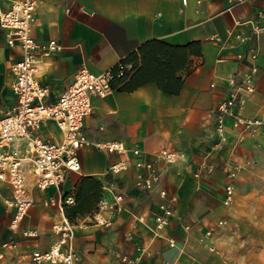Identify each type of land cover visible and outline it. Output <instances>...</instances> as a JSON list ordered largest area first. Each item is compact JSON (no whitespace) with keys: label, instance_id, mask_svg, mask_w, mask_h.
<instances>
[{"label":"crops","instance_id":"1","mask_svg":"<svg viewBox=\"0 0 264 264\" xmlns=\"http://www.w3.org/2000/svg\"><path fill=\"white\" fill-rule=\"evenodd\" d=\"M16 1L0 0V13ZM37 4L32 35L62 46L37 58L35 76L51 90L47 102L57 100L80 67L100 73L123 63L126 71L112 80L106 95L93 97L83 127L91 145L79 150L81 169L68 171L59 188H32L34 203L15 224V208L0 200V264H32V250L50 248L59 238L55 226L67 217L60 206L68 196L75 199L67 210L76 212L72 243L80 257L77 264H130L120 255L139 264H264V132L243 130L226 118L227 142L220 144L213 113L228 96L231 77L249 70L252 29L264 26V0L233 6L231 0ZM240 35L251 39L243 42ZM259 44L255 90L243 103L252 117L264 114V31ZM178 46L189 47L185 66ZM22 57V46L9 45L0 27V116L16 103L12 65ZM134 74L139 83L129 88ZM39 131L52 142L63 137L53 119ZM104 140L122 141L127 153L97 148ZM165 147L177 150L179 160L157 162L162 180L150 190L134 185L133 167L121 174L108 171L116 158L132 159L133 148L150 155ZM230 182L235 194L226 205ZM2 192L11 196L5 185ZM118 192L124 194L121 208L102 212L111 224L97 223L93 213L101 200L113 201ZM162 204L173 213L165 226L157 227Z\"/></svg>","mask_w":264,"mask_h":264},{"label":"built area","instance_id":"2","mask_svg":"<svg viewBox=\"0 0 264 264\" xmlns=\"http://www.w3.org/2000/svg\"><path fill=\"white\" fill-rule=\"evenodd\" d=\"M242 0H231L232 6ZM37 0H19L12 7L0 13V27L6 34L7 43L11 46L20 44L23 48L21 60L13 63L15 74L13 91L16 103L0 116V200L7 206L15 208L13 223H17L27 214L34 203L31 195L32 188L41 190L49 186L61 187L70 170L79 171L81 162L79 150L91 145L83 131L84 122L93 110V97L104 96L113 89L112 80L126 71V65L118 64V70L106 69L100 73H93L86 67H80L74 75L73 81L59 94L55 102H47L50 87L42 84L35 76L37 58L60 50L61 44L56 39L41 42L32 35L33 25L36 23ZM255 40L249 35H240L243 42L252 40L248 48L249 70L239 77L230 79L229 94L215 107L213 113L216 130L220 137V144L227 142L225 120L231 118L234 126H243V130L259 128L264 132V114L252 117L245 114L243 103L247 95L255 90V76L258 70L257 60L261 52L259 39L264 31L260 23L253 25ZM244 59V55L239 56ZM47 119H53L63 132L59 142L45 139L39 129ZM97 148L118 155L127 153V148L120 140H104L98 142ZM132 159L116 158L108 168L113 174L127 172L132 167L135 171L134 185L141 190H150L162 180V173L157 167L158 161L173 164L179 160L177 150L163 148L153 154H143L138 148L131 150ZM132 160V161H131ZM199 176V173H196ZM234 178L235 171H229ZM10 188L11 196L3 195L2 186ZM165 194L164 190H161ZM234 185L232 182L225 186L224 203L229 205L234 199ZM124 194L116 193L113 201L103 199L93 213V219L103 225L111 224V218L106 219L102 212L109 210L115 213L121 208ZM73 196L65 198L61 204L64 210L66 204H73ZM163 212L156 215L157 227L165 226L173 209L165 204L161 205ZM73 223L66 217L55 226L58 240L48 249L32 250L30 256L32 264H77L80 257L72 239ZM34 232H29L33 234ZM122 260L130 264H139L137 260L120 255Z\"/></svg>","mask_w":264,"mask_h":264},{"label":"trees","instance_id":"3","mask_svg":"<svg viewBox=\"0 0 264 264\" xmlns=\"http://www.w3.org/2000/svg\"><path fill=\"white\" fill-rule=\"evenodd\" d=\"M168 47H167V51L168 52H174V48L173 47H171L170 48V46L169 45H167ZM176 49H177V51H179V50H181L180 52H181V55H182V61H183V65L185 66V64H186V62H187V59H188V54H189V47L188 46H178V47H176ZM191 50V49H190ZM171 53V54H172ZM114 70H116L117 69V66L116 67H114L113 68ZM128 74H125L124 75V77L125 76H127ZM136 74H134L133 75V77L131 78V81H130V85H129V88H134V87H136L137 85H138V83H139V79H137V77L135 76ZM160 81V80H159ZM179 81H180V78H179ZM160 86H162V88H164V89H166V90H169L170 89V87L167 85V84H164L163 82H161L160 81ZM75 202V201H74ZM71 205H73V204H66L65 205V207H64V211H65V214H66V216H67V218L69 219V221L71 222V223H74V221H73V216H74V214L76 213L74 210H72L71 209V212H69L67 209H68V207L69 206H71Z\"/></svg>","mask_w":264,"mask_h":264},{"label":"rangeland","instance_id":"4","mask_svg":"<svg viewBox=\"0 0 264 264\" xmlns=\"http://www.w3.org/2000/svg\"><path fill=\"white\" fill-rule=\"evenodd\" d=\"M249 245V244H248Z\"/></svg>","mask_w":264,"mask_h":264}]
</instances>
